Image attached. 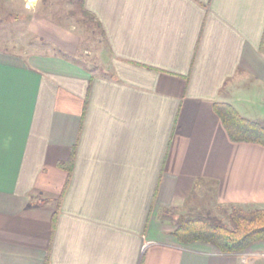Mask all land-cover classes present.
Listing matches in <instances>:
<instances>
[{
	"label": "crops",
	"instance_id": "crops-1",
	"mask_svg": "<svg viewBox=\"0 0 264 264\" xmlns=\"http://www.w3.org/2000/svg\"><path fill=\"white\" fill-rule=\"evenodd\" d=\"M84 9L104 33L101 74L0 50V264H244L173 232L207 195L264 209V147L232 142L214 110L264 127V0ZM60 28L29 25L67 52Z\"/></svg>",
	"mask_w": 264,
	"mask_h": 264
},
{
	"label": "rangeland",
	"instance_id": "rangeland-1",
	"mask_svg": "<svg viewBox=\"0 0 264 264\" xmlns=\"http://www.w3.org/2000/svg\"><path fill=\"white\" fill-rule=\"evenodd\" d=\"M25 2L26 0H0V50L14 52L21 57L36 53H55L97 74L106 69L108 54L102 38L97 35L96 29L87 25V16L71 0H37L31 10L24 8ZM33 16L49 19L59 25L61 28L57 30V36L67 42L65 46L69 50L66 52V49L39 40L29 29ZM210 199L209 195L204 200L196 199L195 213L188 216L210 213L226 223L225 214L230 207L211 206ZM262 249L263 246L251 248L235 258L244 264L258 262L264 258Z\"/></svg>",
	"mask_w": 264,
	"mask_h": 264
},
{
	"label": "trees",
	"instance_id": "trees-1",
	"mask_svg": "<svg viewBox=\"0 0 264 264\" xmlns=\"http://www.w3.org/2000/svg\"><path fill=\"white\" fill-rule=\"evenodd\" d=\"M79 11L87 16L86 23L97 30L103 42L104 33L96 20L84 9V0H76ZM232 142L258 144L264 147V127L242 118L233 107L219 104L214 107ZM226 223L206 213L196 216H179L175 220L173 236L182 245L202 243L210 245L221 254H242L253 245L264 242V209L245 211L230 206ZM223 212V211H222Z\"/></svg>",
	"mask_w": 264,
	"mask_h": 264
},
{
	"label": "built area",
	"instance_id": "built-area-1",
	"mask_svg": "<svg viewBox=\"0 0 264 264\" xmlns=\"http://www.w3.org/2000/svg\"><path fill=\"white\" fill-rule=\"evenodd\" d=\"M29 5H30V4H29V3H27V4H26V7L28 8V7H29Z\"/></svg>",
	"mask_w": 264,
	"mask_h": 264
}]
</instances>
